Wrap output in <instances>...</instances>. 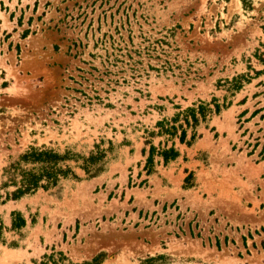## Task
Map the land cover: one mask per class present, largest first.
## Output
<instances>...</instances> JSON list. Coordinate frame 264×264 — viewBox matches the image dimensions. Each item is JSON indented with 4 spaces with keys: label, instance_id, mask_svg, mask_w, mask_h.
I'll return each mask as SVG.
<instances>
[{
    "label": "rangeland",
    "instance_id": "374dc122",
    "mask_svg": "<svg viewBox=\"0 0 264 264\" xmlns=\"http://www.w3.org/2000/svg\"><path fill=\"white\" fill-rule=\"evenodd\" d=\"M260 59L264 0H0V264H264ZM201 102L191 145L157 136ZM30 147L73 155L77 178L6 201Z\"/></svg>",
    "mask_w": 264,
    "mask_h": 264
},
{
    "label": "trees",
    "instance_id": "16d2710c",
    "mask_svg": "<svg viewBox=\"0 0 264 264\" xmlns=\"http://www.w3.org/2000/svg\"><path fill=\"white\" fill-rule=\"evenodd\" d=\"M244 6H249L251 0H241ZM264 64V60L260 59ZM6 83L2 84L5 88ZM215 113H219V105H215ZM212 110L208 104L201 102L196 108H187L184 112L177 114L170 121H161L157 123L158 133L157 136L169 137L170 139L178 136L180 144L191 145L196 139V127L200 121L205 122L206 117L211 114ZM182 123H180V118ZM191 130V137L187 140V132ZM154 136V133H151ZM155 148L151 147L149 155L146 160L144 169L148 174L151 173L154 166V153ZM157 156L162 160L164 165L175 161L179 156V152L172 145L170 148L164 147L157 151ZM73 155L65 153L63 155L52 149L45 147L35 148L30 147L26 152L18 157V159L11 163L4 169L5 181L2 182L1 188L8 189L13 187L12 192H6V201L19 200L27 195H33L38 190H50L55 188L61 180L76 179L71 167L65 165L67 161L71 160ZM102 158V155H90L84 159L82 169L89 173L91 168ZM31 166L26 168L25 166ZM1 198V196H0ZM2 204V203H0ZM12 230H21L25 227L26 223L22 215L18 212H12ZM104 254H99L90 262H83L81 264H101ZM34 264H72L62 252H52L49 255H43L39 263Z\"/></svg>",
    "mask_w": 264,
    "mask_h": 264
}]
</instances>
